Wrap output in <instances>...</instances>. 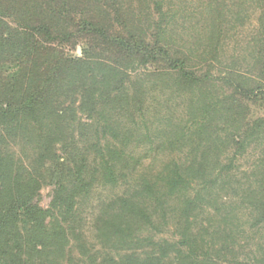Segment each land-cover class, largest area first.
Returning <instances> with one entry per match:
<instances>
[{
    "label": "trees",
    "instance_id": "obj_1",
    "mask_svg": "<svg viewBox=\"0 0 264 264\" xmlns=\"http://www.w3.org/2000/svg\"><path fill=\"white\" fill-rule=\"evenodd\" d=\"M130 1L0 0V264H217L228 250L231 264H264V245L244 257L232 253L237 234L245 235L243 229L224 232L220 249L190 229L202 202L212 204V197L201 192L213 189L211 181L228 173L220 167L219 154L211 152L221 142L225 149L233 147L234 159L252 145H263L264 117L244 123L237 95L264 102V15L257 79L226 76L221 82L232 87L233 94L212 101L208 79L186 69L185 57L169 55L167 33L172 32L173 16L156 4L159 17L153 25L146 13L131 11ZM218 1L213 0L215 7L207 13L211 27L203 45L211 58L221 37L223 11ZM79 44L86 46L81 54H69L68 49ZM161 62L178 73L176 78L165 74L173 88L199 92L192 115L201 120L189 131L197 145L186 163L164 165L158 177H141L133 191L111 202L107 218L97 220L96 240L112 251L102 253L84 236L76 216L78 202L88 198L95 183L118 187L125 182L139 161L126 149L152 144L147 131L124 128L114 115L126 113L121 105L127 104L129 91L138 105L146 91L154 90L149 85L162 80L163 73L146 67ZM137 70L139 76L131 78L129 73ZM136 111L141 112L140 105ZM77 113L97 121L80 123ZM221 117L228 127L222 129L227 133L223 141L213 137ZM106 134L112 141L103 144ZM191 134L183 146L193 142ZM177 141L168 143L172 151ZM260 154L244 177L240 198L257 229L264 224V151ZM192 182L203 190L192 195ZM47 186L52 187V197L42 208L37 198ZM171 200L180 205L174 212L184 223L178 241L143 235L141 225L157 229L154 221L164 217ZM232 216L224 215L223 224L232 225Z\"/></svg>",
    "mask_w": 264,
    "mask_h": 264
},
{
    "label": "rangeland",
    "instance_id": "obj_2",
    "mask_svg": "<svg viewBox=\"0 0 264 264\" xmlns=\"http://www.w3.org/2000/svg\"><path fill=\"white\" fill-rule=\"evenodd\" d=\"M130 2L131 11L149 15L150 21L147 19L144 21L145 23L148 21L154 25L157 17H159V13H156V4L161 8L162 13L168 14V17L173 16L172 32L169 30L167 33L171 47L169 55L177 58L185 57L187 62L184 58L183 60L186 62V69L193 71L196 77L208 79L205 84L208 87L207 90L212 93V101L233 94V88L226 87L221 82L222 78L226 76L234 75L251 80L257 79L259 75L257 59L259 50L262 48L260 47L261 42H259L261 40L259 26L264 15V0L218 1L223 12L219 21L221 23V37L214 58L210 57L209 49L205 52L203 47L205 36L211 27L207 21V13L210 7H215L213 0H131ZM147 15L144 17L145 19ZM113 29L117 31L119 28L115 26ZM84 48H86L85 44H79L73 50L68 49V52L76 56L78 49L81 54ZM153 66L149 65L146 68L163 73L162 80H157L155 85H149V88L153 86L154 90L146 91L138 105L132 101V92L129 91V96L125 102L127 104L121 105L126 113L116 111L114 115V119H118L124 128L139 129L143 133L147 131L153 141L152 144L149 145L148 142H144L139 146H131L126 149L128 154L132 153L134 158L139 159V161L135 172H132L125 182L122 181L118 187H102L99 183H95L88 198L78 202L76 216L84 236L90 244L101 249L102 253H111L112 251L104 249L96 240L97 227L99 226L97 220L100 217L104 220L107 218L106 215L110 213L108 207L111 202L123 193L133 191L135 182L141 177L146 176L153 179L158 177L160 172H163L164 165L186 163L187 158H190L192 147L197 145V140L189 131H195L197 124L194 121L199 122L201 120L197 114L192 115L196 108V99L200 98L198 90L193 93L191 91H177L176 88L172 87L171 80L168 78H176L178 73L171 71L165 62ZM139 70L143 72L145 69ZM138 73V70L130 72L129 76L131 78L138 77ZM167 73L170 74L166 78L165 74ZM237 97L243 105L244 123H251L264 117V102L262 100H248L241 95H237ZM139 105L141 112L137 113L136 106L139 107ZM222 115L225 117L224 114ZM77 118L80 123L89 125L96 123V118L87 119L80 113H77ZM220 119V122L217 123L219 132L213 137L223 141L227 133L222 129L228 127L224 119L222 117ZM97 125L99 124L97 123ZM189 134H191L193 142H190L191 146L185 144L183 146L184 139L187 140ZM101 139L103 144L105 141H112L108 134ZM175 140L179 142L177 141L178 143L174 146L176 148L172 151L168 147V143ZM219 144L218 150L212 151L211 156L219 154L220 167L228 173H224L217 180L211 181L214 185L213 189L206 188L203 190L200 183H191V189H193L191 194L195 195L203 190L201 194L210 195L212 204L207 205L206 202H202L200 210L192 218L194 220H190V229L194 235H198L204 241L212 242L213 249H220L224 232L235 227H238L240 231L243 229L245 235L237 234L239 237L237 241L239 242L233 248L232 253L235 256L244 257L249 250H254L258 244L264 245V224L258 226V229L252 227V218L249 211L242 207L240 199L241 189L245 185L244 177L250 171L252 164L261 156V151H264V141L262 146L256 148L255 145H252L242 155H237L234 159L233 147L225 149L223 143L220 142ZM181 146L183 147L181 148ZM204 147V144L199 145L198 157ZM230 162L232 166L229 168L226 165ZM225 167L228 168L225 169ZM233 193H238V195L234 196ZM51 197L52 187L47 186L40 191L37 201L42 208H47ZM178 206L180 205L176 200H171L165 207L164 217L161 216L157 219L158 221H154L158 228L152 231L150 226L142 224V234L152 236L155 241H178L180 238L179 231L184 224L182 220L176 217L177 212H174ZM150 207L152 204L149 209ZM227 213L233 215L231 218L232 225L222 222L223 216ZM201 246L206 248L205 244ZM229 253L231 250H228L224 258L221 256V259L217 260V264H231ZM72 254L75 255L74 249Z\"/></svg>",
    "mask_w": 264,
    "mask_h": 264
},
{
    "label": "water",
    "instance_id": "obj_3",
    "mask_svg": "<svg viewBox=\"0 0 264 264\" xmlns=\"http://www.w3.org/2000/svg\"><path fill=\"white\" fill-rule=\"evenodd\" d=\"M77 53H78V55L80 54L79 49H78Z\"/></svg>",
    "mask_w": 264,
    "mask_h": 264
}]
</instances>
